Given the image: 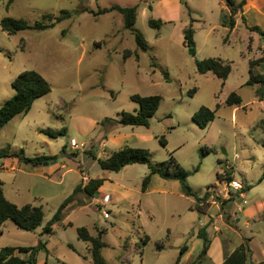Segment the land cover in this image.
<instances>
[{"label": "rangeland", "instance_id": "rangeland-1", "mask_svg": "<svg viewBox=\"0 0 264 264\" xmlns=\"http://www.w3.org/2000/svg\"><path fill=\"white\" fill-rule=\"evenodd\" d=\"M136 1L14 0L9 4L0 0V23L6 16L34 24L47 22L42 18L47 13L56 16L64 9L73 13L47 30L11 35L0 28V107L15 94L12 82L26 69L37 70L51 84V91L38 98L29 113L16 116L1 130L0 150L23 151L29 157L57 156L40 165L17 157L0 159L6 197L19 206H42L44 212L35 231L12 220L0 224V247L45 242L39 264H94L91 244L77 232L86 226L94 236L106 230L102 254L110 264H174L184 244L194 249L188 262L198 260L205 243L198 235L204 226L213 255L200 264H218L215 255L223 240L228 251L244 239L249 243L247 264H264V179L260 181L264 102L259 101L257 88L247 85L250 60L264 56V36L245 27L242 20L229 33L219 13H209L210 0H181L175 21L161 28L149 24L154 17L148 5L141 4L135 27L150 45L142 50L124 27L120 12L95 16L89 11ZM190 24L195 30V55L184 45V29ZM259 27L264 30V25ZM127 50L132 53L126 58ZM219 56L232 65L226 81L213 72H198L196 59ZM194 87L197 92L190 96ZM233 91L242 96V106L227 105ZM134 94L162 96L149 127L104 122L108 117L118 119L123 111L136 112ZM202 106L217 110L206 128L193 120ZM62 127L67 132L57 138L41 131ZM163 136L166 146L160 142ZM72 138L78 146L72 145ZM124 145L148 149L155 163L170 162L173 155L174 167L179 164L191 172L188 183L196 195L203 197L209 191L208 197L196 201L182 193L178 180L159 175H152L143 191V180L150 173L146 164L128 165L119 172L102 169L97 159ZM205 150L209 153L203 156ZM227 172L244 188L226 191L230 180L226 175L219 180L217 174ZM98 177L106 179L102 190L94 198L78 192L64 219L54 225V233L42 234L74 188ZM107 193L112 201L103 206L100 201ZM199 205L206 214L191 210ZM107 211L109 218L104 215Z\"/></svg>", "mask_w": 264, "mask_h": 264}, {"label": "trees", "instance_id": "trees-1", "mask_svg": "<svg viewBox=\"0 0 264 264\" xmlns=\"http://www.w3.org/2000/svg\"><path fill=\"white\" fill-rule=\"evenodd\" d=\"M13 1L14 0H8V3L11 4ZM227 2L231 6V14L224 17L223 25L228 26L232 30L236 25L234 15L239 9L243 8L246 0H241L237 5L233 0H227ZM138 8V4L133 6L113 4L109 7H100L97 10L89 11L95 16L106 14L112 11L120 12L124 18V27L135 35L136 42L142 50H148L150 48L149 43L143 34L135 27L138 18ZM82 10L87 9L84 8ZM72 15L73 13L67 9L62 10L60 14L56 16L54 14L47 13L42 17L44 20H47V22L39 20L34 24H30L22 19L6 16L1 20L0 28L7 31L11 35L27 29L47 30L64 20L70 19ZM164 23L165 22L162 19H149V24L152 27L161 28ZM248 28L251 31H256L260 35L264 36V30H262L259 26H248ZM184 45L188 48H191L194 55L196 54L195 30L193 28V24H190L184 29ZM1 51H3V49L0 46V52ZM131 53V50H127L125 52V57H130ZM138 57L139 55H137V58ZM263 63L264 56L257 60H250V76L247 81V85H258L257 92L260 100H264V72L259 70V67ZM196 64L198 72L202 74L213 72L217 77L223 79L224 81L228 79L232 71L231 63L218 57H208L202 60L196 59ZM165 78L169 80V73L165 72ZM12 85L15 89V94L12 97L6 99L0 107V132L16 116L29 113L35 101L38 98L47 95L51 91V84L48 79L35 69H26L20 72L13 80ZM196 92L197 88L194 87L192 90H190L189 94L190 96H193ZM131 98L133 101L139 104V109L136 112L123 111L119 113L118 119L108 117L105 118L104 122H118L122 125L149 127L150 119L156 114L160 107L162 96H142L140 94H134ZM226 103L229 106H242L243 98L239 93L233 91L227 98ZM219 106L220 105L218 104V107ZM216 112V109L202 106L194 113L193 120L201 128H206L212 121L215 120ZM260 125L264 127V118L260 121ZM41 131L50 137L57 138L60 135L65 134L67 129L64 127L60 129L47 128L42 129ZM160 142L163 146L167 145V140L164 136L160 138ZM261 143L264 146V138L262 139ZM207 153H209V150L203 151V156H205ZM10 157H17L24 163L35 165H40L46 161L57 158V156H49L45 154L29 157L26 156L23 151L17 152L8 149L0 150V159ZM98 162L102 169L114 172H119L128 165L136 163L146 164L150 169V173L143 180V191L147 190L152 175H159L164 179L178 180L181 184L182 193L186 196L196 197L197 201L203 200L209 195V191H207L203 197H198L196 195V192L188 183V177L191 175V172L179 164H177V167H174L173 164L176 162V160L173 155H171L170 162L155 163L152 160L151 152L148 149L124 145L120 149L114 151L109 157L98 158ZM198 170L199 166L195 168L194 172H197ZM224 175H226V179L232 180V178L228 176L229 172H227V174L218 173V179L223 180ZM263 179L264 174L260 181ZM105 181V178L98 177L91 178L87 183H79L74 188V191L61 203L52 219L44 227L42 234L50 235L54 233V225L64 219L65 211L69 207L70 203L74 200V197L78 192H83L87 197L94 198L98 194L99 189L103 186ZM192 209H197L201 214L205 213L200 205L193 207ZM8 220L14 221L15 224L22 229L35 231L43 223L44 212L42 206L31 203H26L22 206H19L16 203L10 201L4 193L3 181L0 178V224ZM70 225L72 226V224ZM203 229L204 228L199 231L198 236L204 238V247L201 251V254L199 255V260L194 261L191 264L200 263L210 248L211 241L208 237L207 231H204ZM77 232L80 239L91 244V252L94 264H110L102 254V249L106 246V243L103 240V234L106 232V230H102L99 232L98 236H94L90 233L86 226H80L77 228ZM148 239L149 237H147V240ZM187 246V244H184L181 247L180 255L174 264H179L181 255L184 253ZM43 247H46L45 242H41L38 246L7 245L0 247V264H39L38 253ZM71 247L73 248V246ZM248 252V239H244V242L237 246L229 255H227L221 264H247Z\"/></svg>", "mask_w": 264, "mask_h": 264}, {"label": "crops", "instance_id": "crops-1", "mask_svg": "<svg viewBox=\"0 0 264 264\" xmlns=\"http://www.w3.org/2000/svg\"><path fill=\"white\" fill-rule=\"evenodd\" d=\"M210 1L211 2L209 5L210 6L209 10H211V11H209V13H211V14L219 13V18H220L221 23L223 25L224 17L230 15L231 10L228 8L227 4L223 0H210ZM237 2H240V1H237ZM136 4L139 5V8L141 7V4H147L150 12L152 14L151 16H153L156 19H162L165 22L163 25H165L168 23L169 24L172 23L177 18L176 13L180 9L181 0H142V1L138 0L135 3H133L131 5H127V6H133ZM237 4H239V3H237ZM139 8H138V10H139ZM109 13H111V12H109ZM234 18L236 20V25L232 30L228 26L223 25L224 28H226L229 33H233L237 29V26H239L241 20L243 21L245 27H247V28H248V26L249 27L250 26H262L263 27V25H264V0H246V3L244 4L243 8L239 9L237 11V13L234 15ZM218 58L223 59L220 56ZM223 60H225V59H223ZM259 69L260 70L262 69L261 72H264V67L262 65L259 67ZM255 87L258 90V85H255ZM258 99L260 102H264V100H260L259 97H258ZM72 139H75V138H72ZM95 159H97V158L95 157ZM167 180H170V179H167ZM102 187L99 189L98 193L102 190ZM106 195H110L111 201H112V195L109 193H107ZM244 195H245V193H241V196H244ZM232 199H229V201ZM196 201H197V199H196ZM191 210H197V209L191 208ZM204 214H206V213H204ZM203 225H205V224H203ZM227 243H228L227 240H223L222 245L220 247V250H218L216 255H215V259L218 262V264H221L224 261V259L227 257V255H229L237 247L236 246V247L229 249L228 251H225ZM212 249H213V242L210 243V248H209V250L205 256L213 255ZM193 251H194V249L188 245L187 248L185 249L184 253L181 255V259H180L179 264H191L192 262H194V261L188 262V259L190 256H192ZM201 251H199V255L201 254ZM199 255H198V260H199ZM198 260H195V261H198ZM202 260L200 263H202ZM200 263H198V264H200ZM260 264H262V262H260Z\"/></svg>", "mask_w": 264, "mask_h": 264}, {"label": "built area", "instance_id": "built-area-1", "mask_svg": "<svg viewBox=\"0 0 264 264\" xmlns=\"http://www.w3.org/2000/svg\"><path fill=\"white\" fill-rule=\"evenodd\" d=\"M71 143H72L73 146H78V143H77L76 139H72ZM243 188H244L243 184L240 181L236 180V179L230 180L224 186V189L226 191H228V190L239 191V190H241ZM110 202H111V196L110 195H105L103 197V199L101 200V203H102L103 206L108 204V203H110ZM104 215H105L106 218L110 217V214H109L108 211L105 212Z\"/></svg>", "mask_w": 264, "mask_h": 264}]
</instances>
